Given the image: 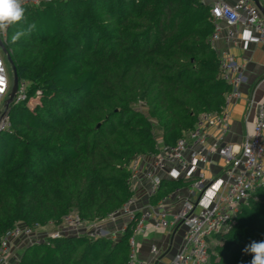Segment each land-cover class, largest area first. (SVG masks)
<instances>
[{
  "label": "trees",
  "instance_id": "16d2710c",
  "mask_svg": "<svg viewBox=\"0 0 264 264\" xmlns=\"http://www.w3.org/2000/svg\"><path fill=\"white\" fill-rule=\"evenodd\" d=\"M2 40L25 98L0 132V241L16 225L99 222L135 197L132 163L174 145L204 113H221L231 86L209 42L198 0H53L22 6ZM35 24L15 44L11 37ZM39 99L33 108L29 102ZM139 106L143 107L142 110ZM155 123L162 130L158 143ZM192 181L162 179L152 205ZM120 238L65 234L28 245L19 264H129L133 228ZM209 264H250L264 241V187L215 236Z\"/></svg>",
  "mask_w": 264,
  "mask_h": 264
},
{
  "label": "built area",
  "instance_id": "2783aa9c",
  "mask_svg": "<svg viewBox=\"0 0 264 264\" xmlns=\"http://www.w3.org/2000/svg\"><path fill=\"white\" fill-rule=\"evenodd\" d=\"M51 1L53 0H24L22 6H38ZM198 1L210 8L214 31L209 42L215 50L222 38L223 25L228 27L226 40L236 46L242 44L247 49L252 43H264V15L253 0H237L234 5L226 0ZM5 36L6 32H0L1 40ZM219 63L222 78L231 86V91L225 95L223 111L219 114H201L194 128L174 145L159 144L158 154L138 157L132 163L131 186L145 181L150 196L157 192L164 178L192 181L187 187L189 196L181 199L177 208H171L170 203L180 189L156 205L150 203L145 210L133 209L136 203L134 197L120 210L99 222H84L76 214H70L63 219L59 229L49 233H45L47 227L33 229L18 224L1 238L0 264H19L21 257L12 249L14 241L25 240L34 244L47 238H60L68 233L78 234L82 229L92 238L115 239L112 233L103 228V224L113 223L121 218L130 221L137 212L141 216L129 240V264L139 263L137 237L149 225L156 230H170L178 225L184 227L183 242L169 264H209L211 243L215 236L228 231L240 208L248 203L259 188L264 187V95L254 103L256 118L241 145L225 143L231 130L229 105L241 98L240 86L245 83V74L243 66L232 54L219 55ZM9 69L12 74L7 56L0 48V78L3 79L0 85L3 88L0 91V132L10 129L9 110L4 108L13 82V74L11 78ZM24 91L23 83L14 102L25 98ZM215 154L223 162L222 171L209 177L211 159ZM125 228L126 225L123 231ZM158 252L157 246L151 247L152 254L157 255Z\"/></svg>",
  "mask_w": 264,
  "mask_h": 264
},
{
  "label": "crops",
  "instance_id": "0c3cea01",
  "mask_svg": "<svg viewBox=\"0 0 264 264\" xmlns=\"http://www.w3.org/2000/svg\"><path fill=\"white\" fill-rule=\"evenodd\" d=\"M230 5H234L237 0H226ZM264 2V0H263ZM260 3L264 6V3ZM228 27L223 25L222 38L217 43V53H229L234 55L236 61L243 66L245 83L240 86L241 98L234 100L229 105L231 115V130L226 136L225 143L240 146L246 132L251 129L257 114L255 107L264 95V43H252L246 49L242 44L234 45L226 40ZM253 101V103H252ZM223 162L219 155L215 154L211 159L208 171L209 177L216 176L222 171ZM132 189L135 191L136 203L133 209L145 210L150 205L148 184L145 181L134 183ZM189 196L187 187L180 189L179 193L173 197L171 208H177L181 199ZM124 221V219H123ZM120 219L113 223H107L105 228L108 232H116L121 236L125 224ZM47 228L57 230L59 226L50 223ZM59 229V228H58ZM184 227L178 225L170 230H156L151 225L141 235L137 237V264H169L175 252L183 242ZM86 230H81L78 234H86ZM158 247V254L151 253L152 246ZM15 245L12 249H16ZM15 252V251H14ZM14 264V263H12Z\"/></svg>",
  "mask_w": 264,
  "mask_h": 264
},
{
  "label": "clouds",
  "instance_id": "9594fccd",
  "mask_svg": "<svg viewBox=\"0 0 264 264\" xmlns=\"http://www.w3.org/2000/svg\"><path fill=\"white\" fill-rule=\"evenodd\" d=\"M23 2L24 0H0V32H6L10 25L24 19ZM34 28L35 24H31L27 28H21L11 37V42L15 44L22 37L29 35ZM245 251L253 254L250 264H264V241L251 242L246 246Z\"/></svg>",
  "mask_w": 264,
  "mask_h": 264
},
{
  "label": "rangeland",
  "instance_id": "374dc122",
  "mask_svg": "<svg viewBox=\"0 0 264 264\" xmlns=\"http://www.w3.org/2000/svg\"><path fill=\"white\" fill-rule=\"evenodd\" d=\"M263 2V0H262ZM264 3V2H263ZM9 68V66H8ZM9 76L12 78V74H11V71L9 69ZM37 103H39V99L38 98H34L33 100H31L29 102V107L33 108ZM142 110H145L143 107L139 106ZM5 108V106H4ZM154 134H155V137L156 139L158 140V143L161 142V139H162V130L159 128V126L157 125V123H155V130H154ZM121 221H123V218L120 219ZM129 222V220L126 218H124V221L123 223L125 225H127V223ZM108 223V222H107ZM106 222L103 224L104 227H106V225H108ZM47 231H45V233H49V232H52L53 229H50V228H47L46 229ZM123 233V232H122ZM121 233V235H122ZM69 234V233H68ZM39 235V233H38ZM112 235H114L116 238L113 239V237L111 238L112 241H116L120 238V235H118V233L116 232H113ZM13 244L17 247L16 249H14L16 255L18 256H21V254L23 253L24 249L30 245L29 244V241H25V240H19V241H14ZM218 244V242H216V240L214 239L211 243V249H213L216 245ZM13 262H10L9 264H12Z\"/></svg>",
  "mask_w": 264,
  "mask_h": 264
},
{
  "label": "water",
  "instance_id": "95a60500",
  "mask_svg": "<svg viewBox=\"0 0 264 264\" xmlns=\"http://www.w3.org/2000/svg\"><path fill=\"white\" fill-rule=\"evenodd\" d=\"M253 1L256 4V6L258 7V9L264 15V7L260 3V0H253ZM0 48L3 51V53H5V55L7 56V60L9 62V64H10V66H11L12 74H13L12 88H11V91L9 93L8 99L6 100V103H5V108L7 110H9L10 105L13 103L14 99L17 97V93H18V90H19V78H18V75L16 73L15 66H14V64H13V62L11 60V57L8 54V52L6 51V48H5L1 38H0Z\"/></svg>",
  "mask_w": 264,
  "mask_h": 264
},
{
  "label": "snow or ice",
  "instance_id": "6c2138e0",
  "mask_svg": "<svg viewBox=\"0 0 264 264\" xmlns=\"http://www.w3.org/2000/svg\"><path fill=\"white\" fill-rule=\"evenodd\" d=\"M2 83H3V79L2 78H0V85H2ZM3 90V88L2 87H0V91H2Z\"/></svg>",
  "mask_w": 264,
  "mask_h": 264
}]
</instances>
